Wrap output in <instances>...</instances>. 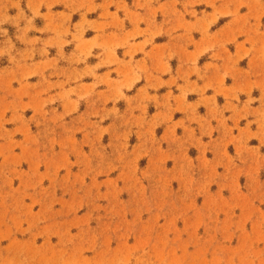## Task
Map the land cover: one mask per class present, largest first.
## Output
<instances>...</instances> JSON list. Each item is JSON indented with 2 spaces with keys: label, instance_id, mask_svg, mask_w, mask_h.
Wrapping results in <instances>:
<instances>
[{
  "label": "rangeland",
  "instance_id": "obj_1",
  "mask_svg": "<svg viewBox=\"0 0 264 264\" xmlns=\"http://www.w3.org/2000/svg\"><path fill=\"white\" fill-rule=\"evenodd\" d=\"M0 264H264V0H0Z\"/></svg>",
  "mask_w": 264,
  "mask_h": 264
}]
</instances>
